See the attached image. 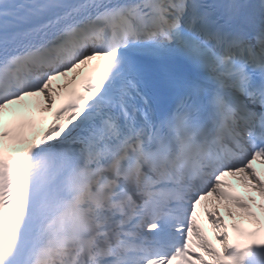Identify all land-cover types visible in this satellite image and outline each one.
I'll return each mask as SVG.
<instances>
[{
  "label": "snow or ice",
  "instance_id": "6c2138e0",
  "mask_svg": "<svg viewBox=\"0 0 264 264\" xmlns=\"http://www.w3.org/2000/svg\"><path fill=\"white\" fill-rule=\"evenodd\" d=\"M254 162L264 0H0V264H264Z\"/></svg>",
  "mask_w": 264,
  "mask_h": 264
},
{
  "label": "bare ground",
  "instance_id": "6f19581e",
  "mask_svg": "<svg viewBox=\"0 0 264 264\" xmlns=\"http://www.w3.org/2000/svg\"><path fill=\"white\" fill-rule=\"evenodd\" d=\"M72 75V73L69 74V77ZM63 78L58 79L57 81L54 82V86L56 84L61 85ZM62 86V85H61ZM254 167H256L258 174L261 175V179H264V168H259L258 165L254 164ZM232 185H233V189L235 194L238 195L239 197H241V199L243 200V202L247 203L245 201V199H247L249 201V204L252 206L254 211H258V209L256 208L255 205L251 204V201L249 200V196H254L256 199L257 203H260V197L258 196L257 193L254 192H250L248 189L244 188L238 180H236L235 178H226ZM211 200V198H209ZM207 204V210L208 211H212L213 210V205L215 204V202L213 201L212 203H208V202H202L200 206H198V223L200 225V227L203 229V231L205 232H210L211 236H213L212 233V229L211 226L208 224L207 220L205 219L203 212L205 210L204 205ZM215 210L219 213V215L223 218L225 223H231L232 221H230L228 219L227 216V210H231L233 212V214L236 216L237 221H240L242 214H240V210L237 209L235 207V205L233 204H225V203H220V204H215Z\"/></svg>",
  "mask_w": 264,
  "mask_h": 264
},
{
  "label": "rangeland",
  "instance_id": "374dc122",
  "mask_svg": "<svg viewBox=\"0 0 264 264\" xmlns=\"http://www.w3.org/2000/svg\"><path fill=\"white\" fill-rule=\"evenodd\" d=\"M64 82H65V80L62 81V83H64ZM61 85H63V84H61Z\"/></svg>",
  "mask_w": 264,
  "mask_h": 264
}]
</instances>
